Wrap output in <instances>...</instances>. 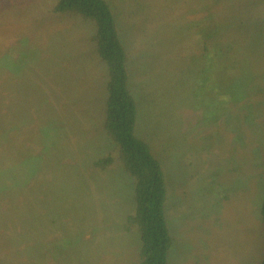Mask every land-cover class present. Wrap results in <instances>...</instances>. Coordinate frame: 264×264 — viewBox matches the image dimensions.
Masks as SVG:
<instances>
[{
	"label": "rangeland",
	"instance_id": "1",
	"mask_svg": "<svg viewBox=\"0 0 264 264\" xmlns=\"http://www.w3.org/2000/svg\"><path fill=\"white\" fill-rule=\"evenodd\" d=\"M58 1L0 0V264H139L96 25ZM105 1L166 178L168 264H262L264 0Z\"/></svg>",
	"mask_w": 264,
	"mask_h": 264
},
{
	"label": "trees",
	"instance_id": "2",
	"mask_svg": "<svg viewBox=\"0 0 264 264\" xmlns=\"http://www.w3.org/2000/svg\"><path fill=\"white\" fill-rule=\"evenodd\" d=\"M54 12L76 14L96 25L94 41L109 73L104 130L122 154L126 171L136 179L132 219L141 237L139 264H168L173 239L165 213L166 178L152 148L137 134L138 110L129 90L127 53L121 44L112 10L105 0H59ZM111 162V157L101 158L93 167L103 169ZM261 215L264 222V201Z\"/></svg>",
	"mask_w": 264,
	"mask_h": 264
},
{
	"label": "crops",
	"instance_id": "3",
	"mask_svg": "<svg viewBox=\"0 0 264 264\" xmlns=\"http://www.w3.org/2000/svg\"><path fill=\"white\" fill-rule=\"evenodd\" d=\"M239 88H241V87H239V84L238 83L237 84L232 83L231 86L226 91V93L227 94H231V95H234L235 93L239 94V93L242 92V89H239ZM223 93H225V92H223ZM229 106H231V105H229ZM239 106L241 107V102L237 105V107H239ZM232 110H233V112H239V111H237V108L235 106L232 107ZM237 118H235V119H237Z\"/></svg>",
	"mask_w": 264,
	"mask_h": 264
}]
</instances>
